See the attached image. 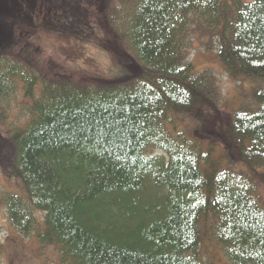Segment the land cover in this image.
Segmentation results:
<instances>
[{
    "label": "trees",
    "instance_id": "obj_1",
    "mask_svg": "<svg viewBox=\"0 0 264 264\" xmlns=\"http://www.w3.org/2000/svg\"><path fill=\"white\" fill-rule=\"evenodd\" d=\"M40 1L63 44L91 26L100 36L103 20L113 68L82 84L36 70L26 41L43 25L39 1L0 0V179L19 186L0 190V209L11 227L55 246L59 264H202L199 226L229 264H264V183L203 172L202 136L173 119L212 133L225 115L237 160L264 169V0H84L97 9L90 25L75 21L82 0ZM194 29L229 78L253 82L244 109L227 116L213 74L188 61Z\"/></svg>",
    "mask_w": 264,
    "mask_h": 264
},
{
    "label": "rangeland",
    "instance_id": "obj_2",
    "mask_svg": "<svg viewBox=\"0 0 264 264\" xmlns=\"http://www.w3.org/2000/svg\"><path fill=\"white\" fill-rule=\"evenodd\" d=\"M37 1L39 2H35L33 5L34 7L39 6L38 11H36L35 22L37 24L43 22V25L41 29L36 26L34 30H40L36 33H32L33 35H29V37L33 38L26 41L29 45V55L36 59L33 67L45 75H58V77L70 79L78 84L88 82L87 80L92 77H97L96 79L100 80L110 79L109 75L112 73L113 64L112 68L109 69V62L113 54L108 50V47L112 44L115 50V35L111 28L107 27L102 20L100 23L98 22L100 36L96 29L91 26L92 35L90 37L77 40L69 39L63 44L62 38L57 32L50 31L51 26L47 23L48 18L45 16L48 15L51 17L52 14L48 11L46 14L45 3L40 0ZM243 1L248 2L250 0ZM78 4L83 5L85 10L80 11L81 14L75 21H81L82 24L87 21L89 25L91 20L96 19L98 21V15H96L97 9L95 10L89 6L86 7L84 0L79 1ZM83 6L81 8L84 9ZM68 14V10L64 9L62 18L67 17ZM93 16L95 18L91 19ZM22 25L21 22L19 27L21 28ZM14 34H19L20 39L26 40L23 31L15 28ZM65 34H67V32H65ZM61 36L66 38L63 34H61ZM105 38H107L108 42ZM206 39L205 36L200 37L198 30L194 29V40L189 49L187 58L189 62L200 65V69L208 68L213 74L217 83V92L219 94L218 101L220 105L222 104L221 106L226 107V110H228L226 114L228 116L229 113L232 114L238 109L247 107L242 106V103L246 102V100L248 103V99L245 100V98H248L249 94L252 92L253 82L243 78L235 79L238 81L237 82L229 78L218 65L215 59L216 57L214 56V51H206ZM213 44L215 45V42ZM119 45L118 48L121 47V45ZM121 59L124 60V57L122 58L121 56ZM119 61L120 59L116 57L113 58V62L119 63ZM122 62L123 61H120V63ZM106 69L108 77H104L106 76ZM122 73L127 74L124 66L122 69H117L116 76L117 74L118 76L122 75ZM254 92L255 91L252 93V98ZM248 109H250V107ZM221 118V120L219 117L215 120L212 118L213 128L212 133H209L208 126L194 119L191 115H173V119L178 125V128L182 130L189 139L199 137V134L202 136L199 138L201 141V151L207 156L209 155L206 164H202L203 166L201 165L203 172L213 173L227 170L228 168L243 173L248 171L252 176H249V178H253V185H257L260 188L264 183V169H247L241 165L240 161L237 160L238 156L236 150L231 146L227 130H225L226 125L228 128V122L224 120L225 115H222ZM195 123L199 130L201 129L202 135L200 131L196 129ZM191 127L195 128L196 132L193 131ZM210 150H213V152L207 153ZM233 162H235L234 165L232 164ZM2 188L15 191L19 186L16 181L4 182L0 179V190ZM260 204L264 207L263 202H260ZM202 232L205 233L204 229L202 228L201 231L199 226L201 243L199 246L198 258L200 262L202 264H229L228 259L219 246L216 245L214 238L210 235L208 230L205 239ZM0 263L59 264L55 246L42 247L38 244L34 235L24 237L16 232L11 227L5 210L3 209H0Z\"/></svg>",
    "mask_w": 264,
    "mask_h": 264
}]
</instances>
